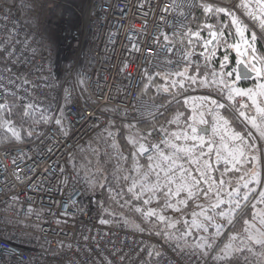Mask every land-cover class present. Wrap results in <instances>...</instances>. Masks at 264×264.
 <instances>
[{
	"label": "built area",
	"instance_id": "2783aa9c",
	"mask_svg": "<svg viewBox=\"0 0 264 264\" xmlns=\"http://www.w3.org/2000/svg\"><path fill=\"white\" fill-rule=\"evenodd\" d=\"M198 2L212 0L61 2L48 22L60 39L52 54L0 0V108L15 95L29 110L50 109L34 140L0 144V264H223L123 222L107 224L69 162L90 136L113 140L111 121L136 128L163 112L140 86L187 64L178 40ZM4 132L14 136L9 120L0 121V139ZM142 133L143 157L167 141L157 127ZM109 190L120 201L119 189Z\"/></svg>",
	"mask_w": 264,
	"mask_h": 264
},
{
	"label": "trees",
	"instance_id": "16d2710c",
	"mask_svg": "<svg viewBox=\"0 0 264 264\" xmlns=\"http://www.w3.org/2000/svg\"><path fill=\"white\" fill-rule=\"evenodd\" d=\"M2 1L19 13L26 28L41 35L52 54L60 39L49 20L61 2L72 6L81 2ZM230 4L239 13L235 20L228 15ZM262 22L264 0L198 2L178 41L189 58L197 54L200 61L156 74L140 86V94L166 105L163 112L138 122L136 128L113 120V140L95 134L71 153V167L84 176L97 213L107 224L123 222L164 242L211 254L223 264L249 260L264 264V236L258 238L264 234L258 226L264 224V173L260 176L257 169L259 153L264 154L257 138L261 134L264 138L260 119L264 100L246 97L239 104L235 101L239 95L226 100L224 91L212 88L216 73L226 85L252 83L236 79L239 57L253 56L264 69ZM241 41L247 42L245 50ZM49 114V107L29 111L17 96H9L0 108V121L9 120L18 139L4 132L0 144L34 140L45 129ZM202 125L209 128L208 134L198 132ZM153 127L167 141L143 157L139 149L147 136L142 131ZM111 186L119 189L120 201L110 193ZM155 251L153 247L149 261Z\"/></svg>",
	"mask_w": 264,
	"mask_h": 264
},
{
	"label": "crops",
	"instance_id": "0c3cea01",
	"mask_svg": "<svg viewBox=\"0 0 264 264\" xmlns=\"http://www.w3.org/2000/svg\"><path fill=\"white\" fill-rule=\"evenodd\" d=\"M231 12L234 14V11L231 9ZM236 15H239V14H237L236 13ZM215 40V38H212V42H211V45L215 42L214 41ZM238 45V44H237ZM236 45V46H237ZM239 45L242 47V49H246L247 48V42L246 41H241V42H239ZM186 57H187V61L189 62V64L190 63H194V62H191V60L190 59H192V58H199L200 59V56L199 55H193V56H191L190 58H189V56H188V54H187V52H186ZM251 57H253V56H248V58L247 59H245V61L248 63L249 62V59L251 58ZM240 58V57H239ZM254 58V57H253ZM256 59V58H255ZM258 60V59H257ZM187 62V63H188ZM199 62V61H198ZM249 64V63H248ZM250 66V65H249ZM236 68V67H235ZM261 68H262V66H261ZM236 72V71H235ZM214 78H216V81H218V80H221L222 81V83H221V85L225 88V86H228V87H232L231 89H234L233 91V93H236L237 95H239V96H242V97H248V98H250V100H252L253 102H255V101H257L256 99H258V101H261V99L262 100H264V98L261 96V92H259V89L260 88H262V87H264L263 85H259L260 84V81H258V80H262V81H264V69L262 68V77L261 78H256V79H253V80H251V81H246V82H252V83H250V85H248V86H239V85H237V84H230V85H226L225 83H224V81H223V77H222V75H220V74H218V73H216L215 75H214ZM236 79H237V76H236ZM238 80V79H237ZM239 82H244L245 80H242V81H240V80H238ZM259 82V83H255V82ZM227 87V88H228ZM249 90L247 93H245L244 91L245 90ZM220 91H223V89H221ZM257 92V93H256ZM239 93H245V95H240ZM225 95H226V93H225ZM235 97V96H234ZM233 97V98H234ZM260 119H261V116H260ZM261 123L263 124V126H264V123L261 121Z\"/></svg>",
	"mask_w": 264,
	"mask_h": 264
},
{
	"label": "rangeland",
	"instance_id": "374dc122",
	"mask_svg": "<svg viewBox=\"0 0 264 264\" xmlns=\"http://www.w3.org/2000/svg\"><path fill=\"white\" fill-rule=\"evenodd\" d=\"M87 0H81V3L82 4H84L85 2H86ZM233 20H235V18H236V13L234 12V14L232 13V12H229V14H228ZM191 60V62H194V63H196V62H198V61H200V59L197 57V58H192V59H190ZM184 70V69H183ZM182 70V71H183ZM183 72H185V71H183ZM221 83H222V81L221 80H218V81H212V86H214V87H212V88H214V90L215 91H220L221 89H223V91H224V93H226V96H225V99L227 100V99H232L234 96H238L236 93H233L234 91V89H231L230 87H228V86H225V88L221 85ZM259 85H263L264 86V81H261L260 82V84ZM228 87V88H227ZM249 90L247 89V90H245L244 92L245 93H247ZM259 92H261L262 94H261V96L264 98V87H262V88H260L259 89ZM260 116L262 117V119H263V121H264V112H261L260 113ZM262 136H263V134H261ZM261 136V137H262ZM13 137H15V139H18V137H17V134H16V132L14 133V136ZM259 138V137H257L258 138V141H259V144H260V146H263L262 147V150H263V153H264V138ZM264 155V154H263ZM261 153H259V157H258V164H257V169H258V171H259V174H260V176H263V173H264V156H263ZM262 219H263V221H264V217H262ZM258 226L260 227V231H262L263 230V228H264V224H262V223H258ZM264 231V230H263ZM262 236H264V234H258V238H260V237H262ZM227 249V251L226 252H230L231 250H230V248L229 247H227L226 248ZM261 251H264V247L262 248V250ZM207 256H210V258H212V256H211V254H208Z\"/></svg>",
	"mask_w": 264,
	"mask_h": 264
},
{
	"label": "water",
	"instance_id": "95a60500",
	"mask_svg": "<svg viewBox=\"0 0 264 264\" xmlns=\"http://www.w3.org/2000/svg\"><path fill=\"white\" fill-rule=\"evenodd\" d=\"M249 63V64H248ZM246 62L243 58H238L236 62V76H243L244 78H237L238 80L242 81H251L256 78H261L262 77V68L260 62L251 57L249 59V62ZM250 65V66H249ZM255 67L261 70V74L257 75L256 72L252 71L251 69ZM29 110V109H28ZM30 111V110H29ZM198 132L201 134H208L209 133V128L205 125H202L199 127Z\"/></svg>",
	"mask_w": 264,
	"mask_h": 264
},
{
	"label": "snow or ice",
	"instance_id": "6c2138e0",
	"mask_svg": "<svg viewBox=\"0 0 264 264\" xmlns=\"http://www.w3.org/2000/svg\"><path fill=\"white\" fill-rule=\"evenodd\" d=\"M262 23H264V22H262ZM225 60H227V57H225ZM251 70L254 71V72H256L257 75H260L261 74V70L258 69V68L253 67ZM228 75L231 76L232 73H228ZM237 78L239 79V78H244V77L241 75V76H238ZM239 94L240 95H245V93H239ZM58 123H59V121H58Z\"/></svg>",
	"mask_w": 264,
	"mask_h": 264
},
{
	"label": "bare ground",
	"instance_id": "6f19581e",
	"mask_svg": "<svg viewBox=\"0 0 264 264\" xmlns=\"http://www.w3.org/2000/svg\"><path fill=\"white\" fill-rule=\"evenodd\" d=\"M68 40H69V39H65V42H64V43L66 44V43L68 42Z\"/></svg>",
	"mask_w": 264,
	"mask_h": 264
}]
</instances>
